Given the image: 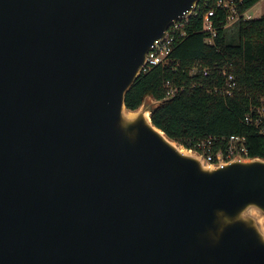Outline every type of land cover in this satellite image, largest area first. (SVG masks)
<instances>
[{
	"label": "water",
	"instance_id": "1",
	"mask_svg": "<svg viewBox=\"0 0 264 264\" xmlns=\"http://www.w3.org/2000/svg\"><path fill=\"white\" fill-rule=\"evenodd\" d=\"M199 0H0V264H264V158L209 164L125 94Z\"/></svg>",
	"mask_w": 264,
	"mask_h": 264
},
{
	"label": "trees",
	"instance_id": "2",
	"mask_svg": "<svg viewBox=\"0 0 264 264\" xmlns=\"http://www.w3.org/2000/svg\"><path fill=\"white\" fill-rule=\"evenodd\" d=\"M258 1L241 0L237 13L247 11ZM209 4L198 1L195 14L188 17L187 35L173 45L169 63L140 73L125 94L126 107L136 109L149 95L161 101L151 114L152 123L184 147L192 149L195 140L208 135H240L248 157H263L264 137L244 119L264 98V15L256 19L241 17L224 26V13L219 11L214 18V44H208L202 32V15ZM197 62L203 67L228 64L237 84L233 95L224 98L208 91L209 87L221 85L222 77L214 70L207 75L190 74ZM166 80L186 87L166 97Z\"/></svg>",
	"mask_w": 264,
	"mask_h": 264
},
{
	"label": "built area",
	"instance_id": "3",
	"mask_svg": "<svg viewBox=\"0 0 264 264\" xmlns=\"http://www.w3.org/2000/svg\"><path fill=\"white\" fill-rule=\"evenodd\" d=\"M203 1L204 3L210 2L207 10L202 15V32H205V41L208 44H214V37L216 36L214 18L219 11L224 13V26H229L241 17L250 18L246 14V11L240 14L237 13L236 6L238 3H241V0ZM193 14H195V10L190 16ZM188 17H182L170 23L165 30L164 36L153 41L146 54V60L141 68V73L147 72L157 66L163 68L169 63V54L173 49V45L187 35ZM212 70L216 71L223 81L221 85L209 87L208 91L221 94L224 98L232 96L237 84L228 64H214L212 67H203L197 62L190 68V74L200 72L203 75H207ZM163 86L166 97H173L186 87L175 80H166ZM244 122L257 128L258 132L264 137V98L261 99L260 104L255 108L254 112L245 116ZM192 150L198 152L209 164L213 165H222L234 158L248 157L247 148L244 145V137L240 135H230L229 137L208 135L195 140L192 143Z\"/></svg>",
	"mask_w": 264,
	"mask_h": 264
},
{
	"label": "rangeland",
	"instance_id": "4",
	"mask_svg": "<svg viewBox=\"0 0 264 264\" xmlns=\"http://www.w3.org/2000/svg\"><path fill=\"white\" fill-rule=\"evenodd\" d=\"M250 18L256 19L264 15V0H259L247 10Z\"/></svg>",
	"mask_w": 264,
	"mask_h": 264
},
{
	"label": "crops",
	"instance_id": "5",
	"mask_svg": "<svg viewBox=\"0 0 264 264\" xmlns=\"http://www.w3.org/2000/svg\"><path fill=\"white\" fill-rule=\"evenodd\" d=\"M246 14L249 15V14L247 13V11H246ZM249 16H250V15H249Z\"/></svg>",
	"mask_w": 264,
	"mask_h": 264
}]
</instances>
